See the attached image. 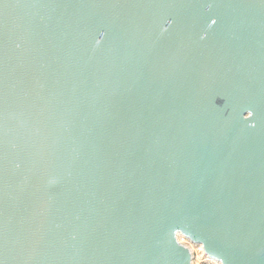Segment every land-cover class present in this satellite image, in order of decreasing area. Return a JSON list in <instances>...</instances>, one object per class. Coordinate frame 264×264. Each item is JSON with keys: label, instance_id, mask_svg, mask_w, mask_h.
<instances>
[{"label": "water", "instance_id": "water-1", "mask_svg": "<svg viewBox=\"0 0 264 264\" xmlns=\"http://www.w3.org/2000/svg\"><path fill=\"white\" fill-rule=\"evenodd\" d=\"M264 264V0H0V264Z\"/></svg>", "mask_w": 264, "mask_h": 264}, {"label": "rangeland", "instance_id": "rangeland-1", "mask_svg": "<svg viewBox=\"0 0 264 264\" xmlns=\"http://www.w3.org/2000/svg\"><path fill=\"white\" fill-rule=\"evenodd\" d=\"M178 237L182 240V234H179ZM187 246L191 250L192 264H223L221 261L204 252V248L200 243H194L188 240Z\"/></svg>", "mask_w": 264, "mask_h": 264}, {"label": "built area", "instance_id": "built-area-1", "mask_svg": "<svg viewBox=\"0 0 264 264\" xmlns=\"http://www.w3.org/2000/svg\"><path fill=\"white\" fill-rule=\"evenodd\" d=\"M178 238H179V237H178ZM179 240H180V239H179ZM180 242L187 246L188 239H187L184 235H182V240H180ZM187 247H188V246H187ZM188 248H189V247H188ZM189 249H190V248H189ZM190 251H191V250H190Z\"/></svg>", "mask_w": 264, "mask_h": 264}, {"label": "bare ground", "instance_id": "bare-ground-1", "mask_svg": "<svg viewBox=\"0 0 264 264\" xmlns=\"http://www.w3.org/2000/svg\"><path fill=\"white\" fill-rule=\"evenodd\" d=\"M205 252V250H203ZM210 256V255H209Z\"/></svg>", "mask_w": 264, "mask_h": 264}]
</instances>
